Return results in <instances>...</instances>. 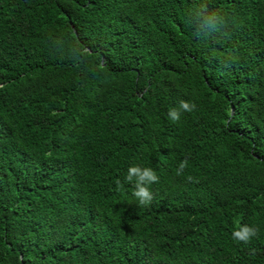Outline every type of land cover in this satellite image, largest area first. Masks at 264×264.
<instances>
[{"label":"trees","instance_id":"16d2710c","mask_svg":"<svg viewBox=\"0 0 264 264\" xmlns=\"http://www.w3.org/2000/svg\"><path fill=\"white\" fill-rule=\"evenodd\" d=\"M0 264H264V0H0Z\"/></svg>","mask_w":264,"mask_h":264},{"label":"clouds","instance_id":"9594fccd","mask_svg":"<svg viewBox=\"0 0 264 264\" xmlns=\"http://www.w3.org/2000/svg\"><path fill=\"white\" fill-rule=\"evenodd\" d=\"M204 13H208L206 19L208 20L206 35L207 37L213 33L219 32L223 27L225 21L223 17H221L216 12H208L206 6L204 10L201 12V15ZM196 108L195 103H190L185 100H181L179 102V109H182L187 112L194 111ZM168 118L175 122L180 119V112L177 108H172L168 112ZM188 166V160L185 158L182 160L176 169V175L180 176L184 174L185 168ZM125 180L132 185L133 188V196L139 202L141 206L149 205L153 198V192L151 190V185L159 182V176L156 172L150 167H141L139 165L130 166L127 170V175ZM186 180L188 182H197L194 177L187 176ZM117 188L119 189L122 184L119 179L115 181ZM257 229L246 224L237 223L236 229L232 232V238L238 242L248 243L252 237L257 235Z\"/></svg>","mask_w":264,"mask_h":264}]
</instances>
